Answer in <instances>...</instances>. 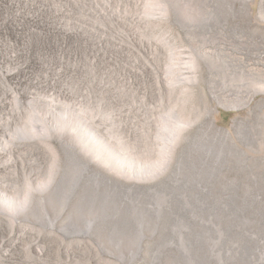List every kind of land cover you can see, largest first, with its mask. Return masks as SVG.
<instances>
[{
    "label": "bare ground",
    "instance_id": "obj_1",
    "mask_svg": "<svg viewBox=\"0 0 264 264\" xmlns=\"http://www.w3.org/2000/svg\"><path fill=\"white\" fill-rule=\"evenodd\" d=\"M65 1L0 0V264H264V0Z\"/></svg>",
    "mask_w": 264,
    "mask_h": 264
},
{
    "label": "rangeland",
    "instance_id": "obj_2",
    "mask_svg": "<svg viewBox=\"0 0 264 264\" xmlns=\"http://www.w3.org/2000/svg\"><path fill=\"white\" fill-rule=\"evenodd\" d=\"M46 1V0H45ZM53 2L55 3V4H58V5H62V4H66V3H68L67 1H65V0H53ZM15 3V2H14ZM24 3H27L26 1L24 2ZM15 5V4H14ZM40 5H41V2H40ZM42 5H44L43 3H42ZM45 6V5H44ZM30 7H32V6H29V5H27L25 8L27 9V8H30ZM11 8V9H10ZM10 8L9 7H7V8H5V9H3V12H1V14H0V16H5V17H7V16H9L10 15V12H11V10H14V8H12L11 6H10ZM16 8V10H15V12H18V9H19V4H17V6L15 7ZM64 9H66V7H63ZM33 9V8H32ZM36 11H37V13H38V15L39 16H43L45 13L46 14H52L53 13V15L55 16H57V15H60L61 17L63 16V15H61V14H59L60 13V11L61 12H63V10H61V9H56V8H53V9H50V10H53L54 12H51L50 10H48L47 8L46 9H44V7H42V6H40V8L39 7H35L34 8ZM75 11V10H74ZM253 11L255 12V13H258L259 11H260V0H257V2L255 3V5H253ZM66 12H68V8L65 10V13ZM20 16V14L19 15H17V17H19ZM87 16V15H86ZM85 16V17H86ZM21 17V16H20ZM87 17H89V16H87ZM243 24H244V26H246V21H243L242 22ZM259 24V27H261V28H263L264 27V22H259L258 23ZM247 30L248 31H250V30H252V27H249V26H247ZM189 42L190 41H185V43L189 46ZM64 68H66V66H62L61 67V71H62V73L66 76V74L65 73H67L66 72V70L64 69ZM74 69V68H73ZM74 70H72V72H73ZM64 76V77H65ZM34 82H36V81H34ZM33 82V83H34ZM32 83V84H33ZM37 83V82H36ZM37 86V88L39 89V90H41V91H46V90H51V86L50 85H48V84H45V86H41L40 84H38L37 83V85H35V86H33V85H26L24 88H25V93H26V95H27V93L28 92H31V91H33L32 90V88L31 87H36ZM40 86V87H39ZM79 85H77V87H76V90L74 91L75 93L77 92L78 93V90H79V87H78ZM83 85H82V83H80V88L82 87ZM28 89V90H27ZM30 94L28 93V97H30L29 96ZM258 99H260V98H262L261 96H258L257 97ZM256 104V102H253V104L251 105V107H249V108H244L243 110H226V109H220V113L218 114V121H217V123H218V125L220 126V127H223V128H227V129H231V127H232V123H233V121L234 120H236V119H239V120H243V121H245V120H248V119H252L251 121L254 123V122H258V121H260L261 120V118L259 119V117H257L255 114H254V111H253V116L250 114V111L252 110V107L254 106ZM255 107V106H254ZM262 118H264V112H263V116H262ZM253 208V207H252ZM254 222H255V225L257 224V222H258V219L256 218L255 220H254ZM124 239H126V237H124ZM243 239V238H242ZM245 240H246V238H245ZM145 241V240H144ZM230 241V243H228ZM227 243L228 244H231V245H233V244H235V241L234 240H229ZM231 241H233V242H231ZM146 242V241H145ZM246 242H247V240H246ZM110 243V242H109ZM147 243V242H146ZM240 243H241V241H240ZM249 245L248 246H252V243H250V242H247ZM111 244V243H110ZM143 244H144V242H143ZM106 246V245H105ZM108 246H110L108 243H107V247ZM145 251H147V250H145ZM118 252H114V253H109L110 254V256H106V255H104L103 257L104 258H106V259H108L109 260V262L110 261H114V262H117L118 264H126L127 262L126 261H124L123 259H122V257L120 258L119 257V254H117ZM145 257L146 258H148L147 260L148 261H150L152 264H159V263H157V262H160V264H176V263H170V260H171V258H167L166 257V255L165 254H163L162 255V259H160V261H157L153 256H151L150 254L149 255H145ZM85 262H84V264H95L96 262H95V260L94 259H90V258H85Z\"/></svg>",
    "mask_w": 264,
    "mask_h": 264
}]
</instances>
